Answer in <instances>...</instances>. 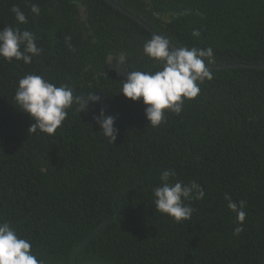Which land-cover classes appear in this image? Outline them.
Instances as JSON below:
<instances>
[{"label": "trees", "instance_id": "1", "mask_svg": "<svg viewBox=\"0 0 264 264\" xmlns=\"http://www.w3.org/2000/svg\"><path fill=\"white\" fill-rule=\"evenodd\" d=\"M113 1L177 47H211L214 65L264 64V0ZM34 3L39 16L30 12ZM13 6L28 24L17 25ZM149 8L171 22L156 20ZM178 13L187 14L173 19ZM6 25L36 33L42 51L30 65L0 58V217L31 240L45 264H69L72 248L114 214L112 198L127 185L115 201L116 218L79 250L77 261L262 264L264 68L212 69L198 97L153 128L142 98L117 93L126 78L106 61L123 54L129 73L152 63L142 49L154 34L138 21L104 0H0V30ZM30 72L77 92L100 91L101 100L80 114L70 109L53 135L30 134L33 121L13 99L18 77ZM101 108L115 117L114 143L93 119ZM164 168L206 192L191 202L188 221L175 223L155 210L151 189ZM226 193L246 202L239 235Z\"/></svg>", "mask_w": 264, "mask_h": 264}, {"label": "clouds", "instance_id": "2", "mask_svg": "<svg viewBox=\"0 0 264 264\" xmlns=\"http://www.w3.org/2000/svg\"><path fill=\"white\" fill-rule=\"evenodd\" d=\"M147 10L151 12L150 8ZM40 11L38 4L30 6V12L35 16H39ZM11 12L17 25L28 24V17L20 7L13 6ZM184 14L187 13L173 14L172 18ZM151 15L156 20L171 22L157 12H151ZM17 25H6L0 30V58L8 63L15 61L30 65L42 51L37 46L39 37ZM200 35L199 29L192 31L194 38ZM142 50L152 63L145 65L144 70L132 71L125 80H121L117 93L134 102L142 98L148 124L157 128L166 122L168 113L180 115L185 100L198 97L200 85L206 79H213L212 69L206 64L212 65L216 61L211 47H172L168 39L159 35L147 40ZM123 60L121 57V62ZM97 92L100 91L77 92L69 83L54 82L43 73L30 72L18 77L13 99L15 105L29 114L33 121L30 134L39 132L53 135L62 127L70 109L74 108L80 114L90 103H99L101 97ZM93 119L100 126V133L114 143L118 135V129L114 126L115 117L106 115L105 109L101 108ZM151 192L156 212L167 215L175 223L190 220L195 211L191 202L203 200L206 196L202 185L195 180L185 182L178 179L172 168L160 170L159 184ZM224 199L227 208L236 215L237 226L233 234L239 235L244 230L243 222L247 216L246 202L241 200L237 203L227 193ZM0 264H45V260L33 250L31 240L3 217H0Z\"/></svg>", "mask_w": 264, "mask_h": 264}, {"label": "water", "instance_id": "3", "mask_svg": "<svg viewBox=\"0 0 264 264\" xmlns=\"http://www.w3.org/2000/svg\"><path fill=\"white\" fill-rule=\"evenodd\" d=\"M105 2H107L109 5H111L112 7H114L115 9L125 13L126 15L132 17L133 19H135L136 21H138V23H140L143 27H145L149 32H151L154 35H159L163 38H165L164 36H162L160 33H158L157 31H155L153 28H151L149 25H147V23H145L143 20H141L139 17H137L136 15L132 14L131 12L127 11L125 8H123L122 6H120L119 4H117L116 2H114L113 0H104ZM79 9H80V13H83V6L79 5ZM166 39V38H165ZM172 47H177L176 45H174L172 42H170ZM121 57L124 58L123 62H121ZM107 64H109V61H115V66L113 68V70H115V72L117 73V75L119 76H123L125 78H127V76L130 74L129 73V69L126 65V60L123 54H119V55H109L106 59ZM109 67H111V64L108 65V69ZM206 67H210L211 69H220V68H235V67H255V68H264V64H247V63H225V64H219V65H207ZM131 185H127L123 188H121L116 194L115 196L112 198V203H113V208H114V214L102 221L98 226H96L88 235H86L77 245H75L70 254H69V264H104L102 261H99L97 259H84L81 261H77L76 260V255L79 252V250L92 238L94 237L99 230L101 229V227L116 218L117 216V209L115 206V201L117 199V197L119 196V194L128 188H131ZM262 264H264V259L262 261Z\"/></svg>", "mask_w": 264, "mask_h": 264}, {"label": "flooded vegetation", "instance_id": "4", "mask_svg": "<svg viewBox=\"0 0 264 264\" xmlns=\"http://www.w3.org/2000/svg\"><path fill=\"white\" fill-rule=\"evenodd\" d=\"M83 14H84V11H83V13H80V16H81L80 20L84 19ZM85 37H86V35H85ZM110 64H111V67H109V69H113L115 66V61H109V64H107V65H110Z\"/></svg>", "mask_w": 264, "mask_h": 264}]
</instances>
